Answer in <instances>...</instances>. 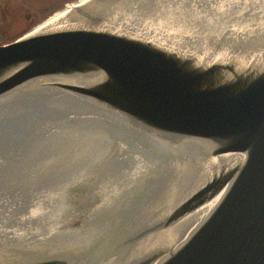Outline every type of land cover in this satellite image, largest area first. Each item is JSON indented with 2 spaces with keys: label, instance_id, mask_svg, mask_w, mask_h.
<instances>
[{
  "label": "water",
  "instance_id": "obj_1",
  "mask_svg": "<svg viewBox=\"0 0 264 264\" xmlns=\"http://www.w3.org/2000/svg\"><path fill=\"white\" fill-rule=\"evenodd\" d=\"M52 90L202 165L199 189L94 260L150 240L119 264H264V0L79 3L0 47V107Z\"/></svg>",
  "mask_w": 264,
  "mask_h": 264
},
{
  "label": "rangeland",
  "instance_id": "obj_2",
  "mask_svg": "<svg viewBox=\"0 0 264 264\" xmlns=\"http://www.w3.org/2000/svg\"><path fill=\"white\" fill-rule=\"evenodd\" d=\"M78 100L42 91L0 108V230L47 232L58 235L63 247L72 240L69 235L106 224L107 234L81 254L85 257L78 259L70 246L64 250L73 264H119L151 241L94 259L163 216L169 195L189 179V171L181 170L193 164L183 166L184 161ZM129 157L153 166L133 188L126 178L135 165ZM82 173L94 181L77 180ZM30 214L35 220L25 222ZM15 253L22 260L44 255L10 254Z\"/></svg>",
  "mask_w": 264,
  "mask_h": 264
},
{
  "label": "bare ground",
  "instance_id": "obj_3",
  "mask_svg": "<svg viewBox=\"0 0 264 264\" xmlns=\"http://www.w3.org/2000/svg\"><path fill=\"white\" fill-rule=\"evenodd\" d=\"M86 1L87 0H83L81 4ZM76 6L77 5H72L70 7L71 9H73ZM65 13L56 15L55 17L51 18L50 20H48V22L40 26L34 32L48 25L49 23H51L52 21L59 18ZM49 92L51 93L50 97H54L55 99L71 97L77 100V98H75L74 96L67 94L63 91L52 90ZM6 104L1 106L0 108L2 109ZM129 159L131 158L129 157L127 160ZM131 160H133L134 163L133 162L132 163L135 165L131 167V169L129 168V172H127L126 178H127V185H131L133 183V186H132L133 188L134 186H139L141 184V180L147 176V174L151 171L153 166H150L148 163H146L143 160V158L133 157V159ZM184 162L185 163L183 164V166L188 161H184ZM191 163L193 165L189 169H186L187 165L183 167V170H181L180 168L182 172H184L185 170L189 171V176H188L189 179L186 181L185 184H182V185L179 184V186H177V188L174 189V191L169 195L168 197L169 203L165 205L164 212L169 211L175 205H177L178 203H180L181 201L189 197L197 189H199L201 179H202V165L199 162H191ZM181 164H177L175 168L179 169ZM188 164H190V162ZM76 179L80 181L81 180L94 181L92 180L94 179V176L92 175L90 176L85 173H82L81 175L76 176ZM13 187L15 188L14 190L18 188V187L16 188L15 185H13ZM18 190L20 191V188H18ZM23 219H25V222H27L28 220H29L28 222H31L34 218L30 214V216L23 218ZM105 229H106V224H103L96 228H86L83 233L81 232L82 233L81 236H78L79 234L77 235L71 234L69 235V237L72 240H70L67 243L68 245H63V247H62V244L58 241L60 240V238H58V235L50 236V233H47V232H45L44 234H41L39 232L31 231L27 229L23 231L16 230V231H10V232L6 230H0V262L3 261V259L5 258L13 257V256H14L13 258H16V259H22V256H18L16 253H15L16 255L12 254L13 256L10 254L14 252H19V254L24 253L23 256L28 255V254L42 256V254H44L45 256L43 255L40 258H47V259L63 256V257L69 258L70 260V258H72L73 256L68 257V255L65 253L64 248H67V247L68 248L72 247L70 250V253H75L77 255V258L80 259L83 256L85 257V255H81V254H85V252L88 251V249L92 246L93 243L96 244L99 240L98 238L101 235L105 236L107 234V232L104 233ZM74 236H76L75 239H74ZM126 260H127V257L123 261H126ZM69 262L73 264L72 260ZM76 264H79V263L76 262Z\"/></svg>",
  "mask_w": 264,
  "mask_h": 264
},
{
  "label": "flooded vegetation",
  "instance_id": "obj_4",
  "mask_svg": "<svg viewBox=\"0 0 264 264\" xmlns=\"http://www.w3.org/2000/svg\"><path fill=\"white\" fill-rule=\"evenodd\" d=\"M83 0H0V47L37 30L39 24Z\"/></svg>",
  "mask_w": 264,
  "mask_h": 264
}]
</instances>
